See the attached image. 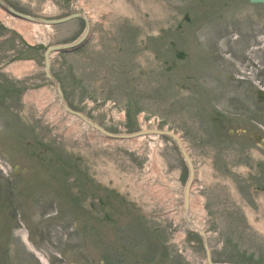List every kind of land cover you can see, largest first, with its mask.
<instances>
[{"label":"rangeland","instance_id":"obj_1","mask_svg":"<svg viewBox=\"0 0 264 264\" xmlns=\"http://www.w3.org/2000/svg\"><path fill=\"white\" fill-rule=\"evenodd\" d=\"M5 1L37 18L90 17V42L51 57L67 103L113 133L180 134L198 177L191 218L214 262L264 264V5ZM84 30L0 11V264H42L23 235L48 264H205L174 141H108L62 108L45 52Z\"/></svg>","mask_w":264,"mask_h":264},{"label":"water","instance_id":"obj_2","mask_svg":"<svg viewBox=\"0 0 264 264\" xmlns=\"http://www.w3.org/2000/svg\"><path fill=\"white\" fill-rule=\"evenodd\" d=\"M250 3L252 4H264V0H249ZM0 7H2L4 10H6L9 14H11L12 16L19 18L21 20L30 22V23H35V24H43V25H47V26H53V25H58V24H62L65 22H68L74 18H82L85 20L86 22V30L84 32V34L82 35L81 38H79L76 42L71 43V44H67V45H57V46H52L50 48H48V50L46 51L45 54V69H46V73L49 79H51L52 81H55L54 77L51 74V60H50V56L54 53H69V52H73L75 50L80 49L81 47H83L91 34V26L90 23L88 21V19L81 15V14H75L72 16H69L67 18L64 19H60V20H47V19H43V18H34L31 16H27L24 14H21L15 10H13L11 7H9L3 0H0ZM57 89H58V93L60 96V100H61V104L63 106V108L70 113L73 116H76L78 118H80L81 120H83L85 123H87L88 125H90L91 127H93L95 130H97L98 132H100L101 134H103L105 137H107L108 139L111 140H132L135 138H139L141 136H146V135H152V134H156V135H166L171 137L173 140H175L181 154L183 155L187 166L189 168V179L188 182L186 184V188H185V193H184V204H185V215L187 218V221L189 222L191 228L195 229V226L191 223V219L189 216V210H190V193H191V188L192 185L194 183L195 180V169H194V165L191 161V158L187 152V149L185 148L183 142L181 141V139L175 135L172 132H168V131H159V130H147V131H141L138 133H134V134H128V135H123V134H112L108 131H106L105 129H103L102 127H100L99 125L93 123L91 120H89L87 117H85L83 114L73 111L65 102V98H64V94L63 91L61 89V84L57 82ZM258 99L259 102H263L264 101V92L260 91L258 94ZM199 235L202 237L203 241H204V248L206 251V256H207V262L208 264H214L212 261V254H211V249L209 247V243L207 240V235L204 231L202 230H198Z\"/></svg>","mask_w":264,"mask_h":264},{"label":"bare ground","instance_id":"obj_3","mask_svg":"<svg viewBox=\"0 0 264 264\" xmlns=\"http://www.w3.org/2000/svg\"><path fill=\"white\" fill-rule=\"evenodd\" d=\"M161 193L162 191L155 192L156 195H161ZM195 227H196V230H201L198 226L195 225ZM23 240L29 246V248L35 253V255L43 262V264H45L46 260L44 259L43 255L39 253L37 250H35L34 248H32V246L27 241V235H23Z\"/></svg>","mask_w":264,"mask_h":264}]
</instances>
